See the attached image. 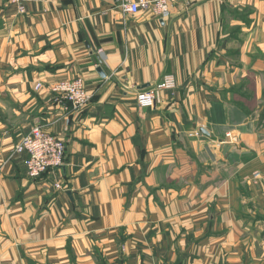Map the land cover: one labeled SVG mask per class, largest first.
Here are the masks:
<instances>
[{
	"label": "crops",
	"instance_id": "obj_1",
	"mask_svg": "<svg viewBox=\"0 0 264 264\" xmlns=\"http://www.w3.org/2000/svg\"><path fill=\"white\" fill-rule=\"evenodd\" d=\"M244 8L240 46L219 47ZM167 75L176 88L139 108ZM75 79L92 98L67 112L52 88ZM36 124L65 156L30 179L13 149ZM0 264H264V0L177 1L165 18L0 3Z\"/></svg>",
	"mask_w": 264,
	"mask_h": 264
},
{
	"label": "built area",
	"instance_id": "obj_2",
	"mask_svg": "<svg viewBox=\"0 0 264 264\" xmlns=\"http://www.w3.org/2000/svg\"><path fill=\"white\" fill-rule=\"evenodd\" d=\"M31 0H0L15 4L20 13H24V5ZM177 1L186 0H114L124 15H136L141 11L151 10L160 18L168 17L172 5ZM40 85L36 86L38 89ZM176 88L173 76L167 75L153 89L141 91L136 96L139 108H152L155 103V90L172 91ZM55 102L64 111L78 112L91 102L92 96L87 92L80 79L62 81L53 86ZM14 154H26L24 161L26 174L30 179H38L49 171L59 169L64 162L65 143L62 139L45 130L41 124H36L30 132L18 142L13 149Z\"/></svg>",
	"mask_w": 264,
	"mask_h": 264
},
{
	"label": "rangeland",
	"instance_id": "obj_3",
	"mask_svg": "<svg viewBox=\"0 0 264 264\" xmlns=\"http://www.w3.org/2000/svg\"><path fill=\"white\" fill-rule=\"evenodd\" d=\"M250 13L249 8H244L240 10L228 11L225 15L224 30L228 34L229 38L226 40L225 44H221L219 47L225 48L227 50H236L241 44L242 29L249 27L248 14ZM242 24V25H241ZM255 177L257 174H254Z\"/></svg>",
	"mask_w": 264,
	"mask_h": 264
},
{
	"label": "water",
	"instance_id": "obj_4",
	"mask_svg": "<svg viewBox=\"0 0 264 264\" xmlns=\"http://www.w3.org/2000/svg\"><path fill=\"white\" fill-rule=\"evenodd\" d=\"M98 72H100V73H101V70H98Z\"/></svg>",
	"mask_w": 264,
	"mask_h": 264
}]
</instances>
